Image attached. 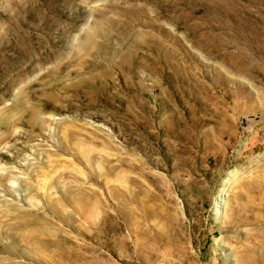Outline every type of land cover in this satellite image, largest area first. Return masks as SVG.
Segmentation results:
<instances>
[{"label": "rangeland", "instance_id": "rangeland-1", "mask_svg": "<svg viewBox=\"0 0 264 264\" xmlns=\"http://www.w3.org/2000/svg\"><path fill=\"white\" fill-rule=\"evenodd\" d=\"M0 264H264V0H0Z\"/></svg>", "mask_w": 264, "mask_h": 264}, {"label": "bare ground", "instance_id": "bare-ground-1", "mask_svg": "<svg viewBox=\"0 0 264 264\" xmlns=\"http://www.w3.org/2000/svg\"><path fill=\"white\" fill-rule=\"evenodd\" d=\"M226 184V183H225ZM227 186V185H226ZM224 191L225 190H221V192H220V194H219V197H221L222 198V196H223V194H225L224 193ZM24 218V217H23ZM16 227V226H15ZM19 228H21V230L22 229H24V232H22V233H20V234H18V233H12L13 235H15V236H18L19 235V238L17 239V241H19V240H21V241H24L25 242V244L27 245V246H29V221L28 220H25V218L19 223V226H18ZM18 227H16V229L18 228ZM16 229H15V231H16ZM25 229H27L28 231H25ZM10 230H12V232H13V228H11ZM43 230V229H42ZM10 236V235H9ZM39 236V235H38ZM42 236V235H41ZM11 237V236H10ZM11 240H12V237H11ZM16 241V242H17ZM42 242V241H41ZM15 243V241H11V246L13 245ZM17 244V243H16ZM23 244V243H22ZM34 245V244H33ZM43 245V244H42ZM11 246H7L8 247V249H11ZM48 246V245H47ZM28 248V247H27Z\"/></svg>", "mask_w": 264, "mask_h": 264}]
</instances>
